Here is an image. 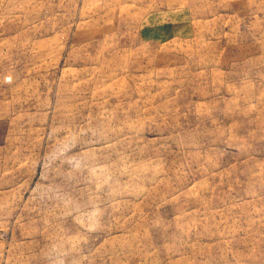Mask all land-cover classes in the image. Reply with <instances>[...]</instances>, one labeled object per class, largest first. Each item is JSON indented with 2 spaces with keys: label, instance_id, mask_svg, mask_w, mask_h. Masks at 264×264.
I'll use <instances>...</instances> for the list:
<instances>
[{
  "label": "rangeland",
  "instance_id": "rangeland-1",
  "mask_svg": "<svg viewBox=\"0 0 264 264\" xmlns=\"http://www.w3.org/2000/svg\"><path fill=\"white\" fill-rule=\"evenodd\" d=\"M0 264H264V0H0Z\"/></svg>",
  "mask_w": 264,
  "mask_h": 264
}]
</instances>
